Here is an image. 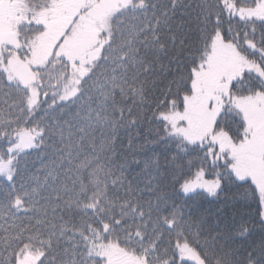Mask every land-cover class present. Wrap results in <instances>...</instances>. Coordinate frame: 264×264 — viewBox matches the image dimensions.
<instances>
[{
	"label": "snow or ice",
	"instance_id": "obj_1",
	"mask_svg": "<svg viewBox=\"0 0 264 264\" xmlns=\"http://www.w3.org/2000/svg\"><path fill=\"white\" fill-rule=\"evenodd\" d=\"M0 264H264V0H0Z\"/></svg>",
	"mask_w": 264,
	"mask_h": 264
},
{
	"label": "trees",
	"instance_id": "obj_2",
	"mask_svg": "<svg viewBox=\"0 0 264 264\" xmlns=\"http://www.w3.org/2000/svg\"><path fill=\"white\" fill-rule=\"evenodd\" d=\"M201 203L203 204L204 207H207V202L206 201H201ZM255 206H253V209H254Z\"/></svg>",
	"mask_w": 264,
	"mask_h": 264
}]
</instances>
